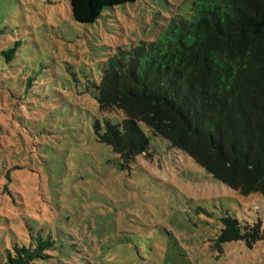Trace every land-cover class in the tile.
<instances>
[{"label":"rangeland","instance_id":"374dc122","mask_svg":"<svg viewBox=\"0 0 264 264\" xmlns=\"http://www.w3.org/2000/svg\"><path fill=\"white\" fill-rule=\"evenodd\" d=\"M175 12L189 17V0H134L92 23L69 0H0V264L37 232L52 246L32 264H264V238L219 240L227 215L264 230V195L228 187L159 136L122 167L94 131L120 119L96 100L107 59Z\"/></svg>","mask_w":264,"mask_h":264},{"label":"trees","instance_id":"16d2710c","mask_svg":"<svg viewBox=\"0 0 264 264\" xmlns=\"http://www.w3.org/2000/svg\"><path fill=\"white\" fill-rule=\"evenodd\" d=\"M134 0H69L71 15L92 23L105 7ZM189 17L173 13L154 39L119 47L97 87L93 125L125 166L166 139L214 178L242 194L264 195V0H189ZM9 59L14 48L3 51ZM143 124L149 134L144 132ZM8 173H5V176ZM221 242L264 238L261 221L227 215ZM51 241L37 232L13 241L5 264L47 258Z\"/></svg>","mask_w":264,"mask_h":264}]
</instances>
